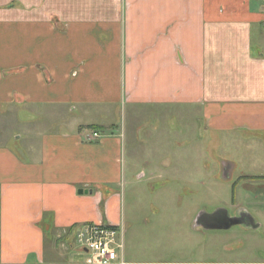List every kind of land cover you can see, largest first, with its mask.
Here are the masks:
<instances>
[{
	"label": "crops",
	"instance_id": "crops-1",
	"mask_svg": "<svg viewBox=\"0 0 264 264\" xmlns=\"http://www.w3.org/2000/svg\"><path fill=\"white\" fill-rule=\"evenodd\" d=\"M173 108L202 128L182 143L193 156L153 154L141 176L187 182L124 190L118 115L138 117L135 139L157 150L156 125L144 117ZM211 128L241 132L234 142L241 151L215 163L219 170L232 161L241 186L264 195V142L246 135L264 132V0H0V264H91L73 240L86 222L122 224L120 255L130 264H264L259 248L212 256L221 242L209 232L226 228L204 227L201 204L148 205L152 213H187L186 225L177 224L186 253L175 257L156 246L157 225L147 215L142 228L126 215L146 208L131 196H193L206 188ZM92 131L100 136L89 140ZM234 216L261 224L244 211Z\"/></svg>",
	"mask_w": 264,
	"mask_h": 264
},
{
	"label": "rangeland",
	"instance_id": "rangeland-1",
	"mask_svg": "<svg viewBox=\"0 0 264 264\" xmlns=\"http://www.w3.org/2000/svg\"><path fill=\"white\" fill-rule=\"evenodd\" d=\"M144 118L145 121L156 125L157 130L153 132V135L155 136L159 133L157 140L162 142V146L157 150L151 145L146 147L144 143L135 139V135L139 136V133L137 132L134 134L131 126H138L140 123L138 117L130 119V116H125L122 111L117 117L119 132L121 131L124 135L123 157L124 166L126 168L124 190L146 191L145 189L149 190L150 188L165 189L182 187V184L187 182L185 181L186 177L185 179L179 180L178 185L176 183L170 184V181L165 180L164 177H150L147 173L141 176V172L145 170V165L143 163L148 161L149 157H152L153 154L155 159L157 158L161 160L174 156L175 154V157L180 159H191L193 156L191 151H193V149L189 148V143H182L197 139V135L202 133V128H199L200 124L195 123L194 127H192V116L183 108L178 110L174 108L169 109V112L163 111L161 115L157 117L145 116ZM85 128L88 130L92 128V126L88 125ZM205 134V139H208L211 142L212 152L210 158H208L210 161L211 176L209 179L204 180L206 188H201V193L193 196L183 195L173 198L162 197V199H160V197L148 195L131 196L129 198L132 204L141 205L146 208L144 210H139L132 207L131 209L126 210V215L136 219L138 228H142V226L146 225L143 217L147 215L150 220L148 225H157V229L154 231L156 246L161 249V252L164 255L175 257L186 253V245H179L186 241V236L181 234V227H177V224L180 223L186 225V221L188 220L186 218L187 213L166 209H162V212L160 213H152L148 208L150 203L156 205L160 203H163L164 205L189 204V206L201 204L203 205L202 208L206 210V213L213 212L218 208H225L228 213L233 216L244 211L256 218L261 224L257 227H252V225L245 226L242 224H233L226 229H213L212 232H209L210 235H212L211 239H216L217 242H221V245L218 246V249L212 248L211 255H253L252 252H256L258 248L264 250V195L261 196L257 191L254 192L241 186L242 181L240 179L238 180L239 169L235 168V164L232 161L226 165V168L219 164V170L217 163H215L222 161L220 156L228 155L234 157L235 153L241 151L240 148H236L234 143L238 141V137L240 138L239 135H241V132L239 130L218 131L211 128L209 131L206 130ZM253 134L257 135V138L260 140V142L256 141L258 144L264 142L263 131L252 133L251 131H247L246 133L249 138L252 137ZM175 141L179 142L177 148L167 147L169 142ZM219 141L221 144H224V148L222 145L219 149L221 144L218 147L214 146V144ZM242 151L248 152L249 149L243 148ZM259 153L260 152H258V154ZM254 158L255 156L251 157V159L247 158L245 160L246 164L244 170H247V166L252 163V159ZM226 169L227 172L224 173ZM262 170L264 171V168H262ZM189 186L193 185L189 184ZM172 200H175V202ZM176 232H179V235H177ZM222 242L224 243L222 244ZM224 244H228L227 246L229 247V250L225 251L222 249ZM213 247L216 246L213 244Z\"/></svg>",
	"mask_w": 264,
	"mask_h": 264
},
{
	"label": "built area",
	"instance_id": "built-area-1",
	"mask_svg": "<svg viewBox=\"0 0 264 264\" xmlns=\"http://www.w3.org/2000/svg\"><path fill=\"white\" fill-rule=\"evenodd\" d=\"M100 135L92 131L87 139H96ZM122 224L111 225L106 222H86L76 227L73 240L86 251V261L91 264H130L120 255L123 250Z\"/></svg>",
	"mask_w": 264,
	"mask_h": 264
},
{
	"label": "water",
	"instance_id": "water-1",
	"mask_svg": "<svg viewBox=\"0 0 264 264\" xmlns=\"http://www.w3.org/2000/svg\"><path fill=\"white\" fill-rule=\"evenodd\" d=\"M198 219L201 220L203 223L202 225L207 228H228L233 224L244 222L242 216H230L223 208H218L213 212L202 214ZM256 226L257 225L252 224V227Z\"/></svg>",
	"mask_w": 264,
	"mask_h": 264
}]
</instances>
